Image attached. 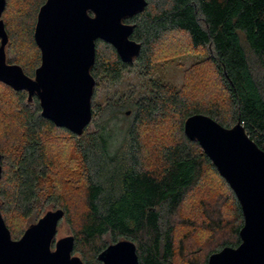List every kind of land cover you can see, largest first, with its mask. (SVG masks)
Here are the masks:
<instances>
[{
    "label": "trees",
    "instance_id": "16d2710c",
    "mask_svg": "<svg viewBox=\"0 0 264 264\" xmlns=\"http://www.w3.org/2000/svg\"><path fill=\"white\" fill-rule=\"evenodd\" d=\"M45 1L6 0L1 16L8 37L6 63L21 67L28 77H34L40 65L33 31ZM146 2L142 13L123 20L133 26L130 39L141 45L132 65L121 62L111 45L96 41L90 70L95 86L99 75L117 82L128 68L149 76L153 46L166 36L181 33L193 51L206 53L225 98L207 100L208 105L191 102L181 91L150 79L141 86L143 97L138 101L128 97L100 109L93 107L94 86L91 122L77 136L41 117L35 95L28 100L25 91L15 92L0 83L16 98L13 120L20 130L14 150H0V212L10 235L13 220L26 221L24 228L15 231L20 237L48 207L62 210V219L69 221L70 207L60 201L58 182L59 177L64 185L65 177L56 167L64 170L63 162L57 161V155L54 164L50 159L54 155L50 156L47 148L49 133L58 132L66 135L57 136V142H68L73 156L71 172L83 188L78 229L71 235L72 255H78L84 264H102L98 255L122 240L134 243L139 264H175L176 256L182 255L183 241L194 234L195 228L188 221L184 225L192 231L176 239L177 228L182 225L180 209L199 187L206 169L213 170L230 190L232 217L227 219L220 204L200 200L201 230L219 234L231 227L234 240L220 241L196 264H207L210 255L240 244L243 219L234 193L198 143L186 138L183 126L195 114L206 115L224 128L239 122L264 151V0ZM122 119L127 122L125 126L113 125ZM91 125L93 129L88 132ZM11 239L14 240L12 236Z\"/></svg>",
    "mask_w": 264,
    "mask_h": 264
},
{
    "label": "water",
    "instance_id": "95a60500",
    "mask_svg": "<svg viewBox=\"0 0 264 264\" xmlns=\"http://www.w3.org/2000/svg\"><path fill=\"white\" fill-rule=\"evenodd\" d=\"M5 6L6 0H0V83L15 92L25 91L28 100L35 95L41 117L81 136L92 119L95 80L90 70L95 43L111 45L121 62L131 63L141 45L130 39L133 26L123 20L142 13L146 0H46L33 31L40 52L33 78L21 67L6 63L8 37L1 19ZM183 131L189 141L198 143L226 181L243 219L240 244L210 255L207 264H264V151L239 122L224 128L206 115L195 114L185 120ZM1 174L0 156V179ZM63 216L60 209L48 211L18 240H12L0 212V264H84L72 255V236L55 241L51 249ZM98 260L102 264H139L135 245L129 240L108 246Z\"/></svg>",
    "mask_w": 264,
    "mask_h": 264
},
{
    "label": "rangeland",
    "instance_id": "374dc122",
    "mask_svg": "<svg viewBox=\"0 0 264 264\" xmlns=\"http://www.w3.org/2000/svg\"><path fill=\"white\" fill-rule=\"evenodd\" d=\"M38 2V0H37ZM151 70L149 76H141L134 68L125 69L121 77L117 82H111L108 78L99 75L96 79L95 93L93 96V107L104 108L107 103H120L127 100L130 97L133 101H138L143 97L140 91L141 86L145 85L150 79L156 81L159 84L172 87L174 90L181 91L183 96L192 99L191 102H202L206 104L207 100H221L225 98L224 93L221 90V85L216 76V73L206 58V53L202 51L195 52L189 45L188 38L181 33H174L164 37L160 42L155 44L152 48L151 55ZM32 77V76H31ZM30 77V78H31ZM33 78V77H32ZM16 98L13 93L0 86V150L4 153H11L12 148L18 145L19 129L14 125L13 112L15 111L14 103ZM210 105V104H209ZM123 127L127 124L126 121L115 120L113 125ZM233 127V126H232ZM231 128V127H230ZM93 129L91 125L88 132ZM58 133V132H57ZM49 133L51 140H48V149L52 156L50 159L54 161L63 162L61 166L58 165L61 170V176L64 175V185L58 177L60 185V201L68 203L70 207L69 217L59 221L57 227V233L53 242L62 239L64 237L72 236L73 232L78 229L79 214L83 209V188L82 183L77 178V175L72 171V151L68 148V142H57V136H66L60 133ZM152 134V133H151ZM55 137V138H54ZM154 140V139H153ZM154 143V141H149ZM11 148V150H10ZM59 150L61 152H59ZM55 158V159H54ZM67 176V177H66ZM207 196V198H205ZM211 201L213 204H220L223 206L227 213V219L232 217V202L230 196V190L226 184L217 176L213 170L206 169L203 173V178L199 187L194 189L187 200L184 202L180 209V218L182 225L177 228L176 239H180L181 236L189 230L184 224L193 222L195 228H193L192 236L189 235L182 243V255L176 256L175 264H196L198 258L215 248L220 241L224 239L234 240L231 227L219 234L205 232L200 226L202 218L199 216V201L204 200ZM222 201L223 203L219 202ZM56 208L48 207L44 211L41 217L48 211H54ZM230 210V213L228 212ZM222 216L225 217L222 213ZM40 217V218H41ZM39 218V219H40ZM12 225V237L14 240H18L20 237L15 235L16 230L24 228L25 220L15 219ZM184 226V227H182ZM198 228V230L196 229ZM28 228V227H26ZM25 228V229H26ZM188 232V234H190ZM218 236V237H217ZM19 237V238H18ZM18 238V239H17ZM184 237H182L183 239ZM53 244V243H52ZM54 249V246H51ZM79 258L78 255H74Z\"/></svg>",
    "mask_w": 264,
    "mask_h": 264
},
{
    "label": "flooded vegetation",
    "instance_id": "af4514ba",
    "mask_svg": "<svg viewBox=\"0 0 264 264\" xmlns=\"http://www.w3.org/2000/svg\"><path fill=\"white\" fill-rule=\"evenodd\" d=\"M129 65H132V63H129Z\"/></svg>",
    "mask_w": 264,
    "mask_h": 264
}]
</instances>
